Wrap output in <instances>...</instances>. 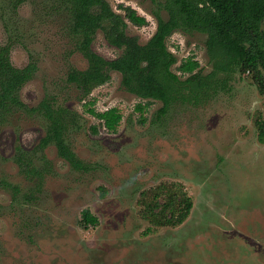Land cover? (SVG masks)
I'll use <instances>...</instances> for the list:
<instances>
[{
  "label": "rangeland",
  "instance_id": "obj_1",
  "mask_svg": "<svg viewBox=\"0 0 264 264\" xmlns=\"http://www.w3.org/2000/svg\"><path fill=\"white\" fill-rule=\"evenodd\" d=\"M105 1L118 14L129 7L145 18L144 26L126 29L142 45L157 18L178 13L166 0ZM66 7L62 0H0V47L10 46L9 64L37 66L18 98L35 107L50 96L55 107L75 112L64 141L88 166L74 170L53 143L36 152L48 128L37 112L14 111L0 123V181L9 185L0 184V264H264V142L257 124H264V95L251 73L234 66L208 80L207 36L182 25L166 46L177 60L174 73L187 58L198 62L192 74L179 76L202 79L195 99L184 90L185 99L160 113L161 102L128 93L116 72L83 96L67 81L70 69L84 70L87 62L76 50ZM91 49L106 60L121 53L100 30ZM139 103L149 104L137 111ZM112 108L122 117L114 132L87 112ZM18 149L37 169L43 154L42 182L20 173ZM168 196L177 209L190 199L187 219L153 225L147 216L158 222L171 216ZM84 210L96 223L81 222Z\"/></svg>",
  "mask_w": 264,
  "mask_h": 264
},
{
  "label": "trees",
  "instance_id": "obj_2",
  "mask_svg": "<svg viewBox=\"0 0 264 264\" xmlns=\"http://www.w3.org/2000/svg\"><path fill=\"white\" fill-rule=\"evenodd\" d=\"M23 0H17L21 3ZM155 1V0H151ZM70 13V31L77 37L76 50L86 59L84 70L70 69L67 81L87 96L94 88L103 85L110 79V73L121 75V85L130 94L142 101H159L162 103L160 113H164L169 104L181 97L185 99L184 90L195 99V91L203 85L202 79L179 76L192 74L198 67L197 61L187 58L177 63L166 46L167 38L182 25L190 30L206 34V49L212 61V71L207 79L215 78L217 73H229L234 66L242 72H250L252 81L260 95H264V0H166L168 7L176 9L168 21L157 18L156 31L144 45L137 37L126 33L128 23L134 27L146 24L144 17L139 16L129 7H120L123 15L113 11L105 0H62ZM103 33L105 40L113 47L121 50L113 60H106L91 49V43L97 31ZM10 46L0 47V123L14 111L26 114L39 113L48 122L46 136L35 147L36 152H42L47 144L53 143L59 157L64 159L74 170L86 171L88 166L80 161L64 141V134L70 126L76 123L77 114L64 107H55L53 98L45 96L37 106L29 107L20 101L18 91L26 84L35 72L37 66L30 62L23 68L9 64ZM149 103L137 104L135 109L143 111ZM102 122L107 131L114 132L121 121L117 109L112 108L103 113L88 111ZM145 119H142L143 123ZM259 142H264V124L257 122ZM96 133V128H92ZM15 163L21 174L38 182H42L48 166L43 154L44 165L37 169L33 158L25 151L18 149ZM2 186H9L1 182ZM156 191L159 194V190ZM14 193L16 187H12ZM176 196V194H174ZM177 197V196H176ZM169 198L172 201L169 203ZM167 206L173 211L165 220L151 219L156 226L181 225L188 217L192 208L190 199L186 198L183 209L174 202L172 196L167 197ZM182 210V211H181ZM81 222L96 223L97 219L88 210L81 212ZM152 231L147 229L146 233Z\"/></svg>",
  "mask_w": 264,
  "mask_h": 264
}]
</instances>
